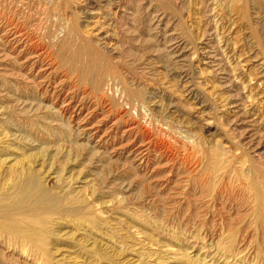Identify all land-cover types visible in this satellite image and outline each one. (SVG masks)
Instances as JSON below:
<instances>
[{
  "label": "rangeland",
  "instance_id": "obj_1",
  "mask_svg": "<svg viewBox=\"0 0 264 264\" xmlns=\"http://www.w3.org/2000/svg\"><path fill=\"white\" fill-rule=\"evenodd\" d=\"M0 264H264V0H0Z\"/></svg>",
  "mask_w": 264,
  "mask_h": 264
},
{
  "label": "bare ground",
  "instance_id": "obj_2",
  "mask_svg": "<svg viewBox=\"0 0 264 264\" xmlns=\"http://www.w3.org/2000/svg\"><path fill=\"white\" fill-rule=\"evenodd\" d=\"M183 1V0H182ZM17 30V29H16ZM16 33H17V31H16ZM15 35V34H14ZM10 36H11V34H10ZM18 37V36H17ZM12 41V40H11ZM26 42V41H25ZM25 47V46H24Z\"/></svg>",
  "mask_w": 264,
  "mask_h": 264
}]
</instances>
